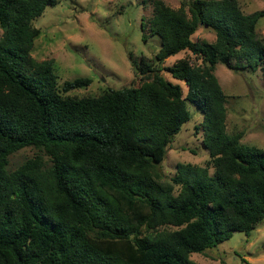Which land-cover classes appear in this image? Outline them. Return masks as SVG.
<instances>
[{"label":"trees","instance_id":"1","mask_svg":"<svg viewBox=\"0 0 264 264\" xmlns=\"http://www.w3.org/2000/svg\"><path fill=\"white\" fill-rule=\"evenodd\" d=\"M54 5L0 0V264H197L193 254L234 233L250 237L264 222V149L228 133L215 70H261L264 78V12L245 14L236 0L178 9L154 0L157 60L190 52L198 62L165 70L144 60L138 69L149 81L141 86L72 97L62 92L91 79L61 90L53 61L31 55L40 33L33 21ZM200 27L215 41H194ZM163 70L186 84V95ZM189 106L203 114L210 161L178 164L167 179L160 166L191 120ZM27 147L39 153L10 170L9 157Z\"/></svg>","mask_w":264,"mask_h":264},{"label":"rangeland","instance_id":"2","mask_svg":"<svg viewBox=\"0 0 264 264\" xmlns=\"http://www.w3.org/2000/svg\"><path fill=\"white\" fill-rule=\"evenodd\" d=\"M55 1L56 5L46 8L44 14L33 21L40 33L31 55L38 61H53L61 90L67 81L91 79L88 86L62 92L64 95L98 96L107 89L139 87L149 81L138 69L144 60L165 70L180 59L198 62L190 52L169 57L164 62L157 60L161 40L151 36L149 28L154 0ZM162 1L178 9L182 2L189 4L193 0ZM236 1L245 14L264 12V0ZM257 32L264 40V16L259 20ZM143 36H146L145 40ZM215 39V33L204 27L193 36L194 41L214 42ZM165 70L162 74L180 85L186 95V84L173 79ZM215 74L227 95L228 133H242L241 143L264 149V78L261 70L239 73L218 64ZM189 110L191 120L168 146L160 166L167 179L177 174L178 164L204 167L210 161L203 145V114L193 106H189ZM38 153L27 147L12 154L9 169L18 168ZM213 173L214 169L210 168V174ZM191 260L197 264H264V222L250 237L234 233L229 241L201 254H193Z\"/></svg>","mask_w":264,"mask_h":264}]
</instances>
